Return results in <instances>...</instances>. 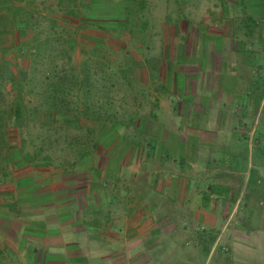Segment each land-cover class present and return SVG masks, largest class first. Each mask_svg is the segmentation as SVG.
<instances>
[{
    "label": "rangeland",
    "instance_id": "374dc122",
    "mask_svg": "<svg viewBox=\"0 0 264 264\" xmlns=\"http://www.w3.org/2000/svg\"><path fill=\"white\" fill-rule=\"evenodd\" d=\"M57 2L0 0V64L15 79L1 106L17 90L24 106L21 126L10 125L11 173L0 177L1 264H238L232 246L212 247L217 230L205 218L220 212L219 198L239 197V218L264 225V0H82L78 18ZM202 61L215 67L205 87L219 99L204 117L231 135L190 144L185 158L207 179L191 172L175 186L174 130L205 125L196 112L182 118L176 96L205 78L194 69ZM64 64L77 79H64ZM71 84L92 110L108 101L101 116L119 121L52 116ZM41 138L58 150L54 163L24 156Z\"/></svg>",
    "mask_w": 264,
    "mask_h": 264
},
{
    "label": "crops",
    "instance_id": "0c3cea01",
    "mask_svg": "<svg viewBox=\"0 0 264 264\" xmlns=\"http://www.w3.org/2000/svg\"><path fill=\"white\" fill-rule=\"evenodd\" d=\"M75 1H77V3L80 6L81 5L83 6V4H81L82 0H75ZM132 13L133 11L127 8V11L124 12V15L131 16ZM195 33H196L195 38L202 39L205 41V44L207 43V40L209 38L208 33H205L203 36L197 34V31H195ZM219 38L221 40L224 38V36L222 35ZM203 53H204L203 54L204 57L206 58L209 54V50L206 49L205 52ZM202 62H203L202 65L196 64L194 69L204 72L203 77L205 76L209 77L212 71L211 69L215 67H211V64H208L210 62L208 63L207 62L204 63V61ZM221 68L226 69L229 68V66L226 64V66L222 65ZM207 74L209 75L207 76ZM206 77L205 78L202 77L200 78L198 76L195 77L193 79L194 82L192 81L195 84L194 85L192 84L191 86H187V91L185 92L181 91V93L178 94V96H176L180 106L186 107L185 110L183 108H181V110L179 109L182 118H188L187 115H189L190 112H196L197 115L196 117H202L203 120H201V123L204 122L205 125L202 126L200 130L196 131L193 129L192 124L189 122L188 128L182 130L177 127L174 130V135H176V137L174 138V146H173V149L175 151L174 159L179 157V159L183 160V162L177 163V161L173 159L172 167L174 168V170H172V176L168 177L172 179L167 178L168 180L167 183L171 184L172 182L173 184H175V186L181 184V182L179 181L184 179V177H186L188 173L191 174V172L193 174H198V175L202 174L201 177L207 179L208 170L206 168L203 167V169L198 170V165L196 162H191L190 160L188 161L185 158L186 156L189 157L187 151L190 150L189 149L190 144L193 150L192 144H196L198 147L200 145L209 146L210 144L213 143V141L216 142L219 138L223 139L224 134L229 133L231 135V132H229V130H226L228 129V127L226 128L223 127L224 131H221L222 129L220 128H219L220 131H216L215 129L216 127H214V125L220 127L224 124V123L223 124L220 123L222 120L221 118L210 119L208 117L207 118L204 117L207 111L209 112L211 111L213 113H217L219 111L217 109V106L212 105L213 103L217 104L219 102V99L209 98V93L205 87V84H208L205 82V80H207ZM188 88L190 89L189 91ZM184 115H186L187 117ZM182 135H186L187 137L183 138ZM221 169L222 172L226 174V176L223 175V177L229 180L228 182L226 179L227 183H223V187L224 188L229 187L233 189L236 186V184H234L235 181L228 175L233 173L230 171L226 172L223 169V166H221ZM197 194L200 195L201 193L197 192ZM216 202H217L216 208L220 212L217 213V215L212 218L211 215L209 216V218H205V220H208L207 222L211 224L210 229L217 230V233L215 234V237L212 240V247L213 248L218 247L220 244H228L232 246L233 252L235 254L234 258L236 259L235 262H238V264H264V225L263 226L260 225L258 227L253 226L251 224L246 225L243 217L239 218V214L242 212L240 206L241 201L239 197L236 199L233 198L228 201L225 200L223 197H221ZM243 214H245V212H243ZM218 216L219 219L217 218ZM235 217L238 218L236 222L233 224L232 220ZM148 229L149 228L144 229V231L142 232L144 234L143 236L140 235L143 237L140 238L139 240L142 245H144L145 241L146 242L148 241V238L153 236L152 233H150L149 235L148 234L145 235ZM127 231L129 232L130 228L127 227ZM153 232H156V230H154ZM154 240L157 241L158 243L160 239H154ZM125 241L126 242L124 245H127V242L131 244L133 239L132 238L126 239ZM67 262L68 260L66 257V263Z\"/></svg>",
    "mask_w": 264,
    "mask_h": 264
},
{
    "label": "trees",
    "instance_id": "16d2710c",
    "mask_svg": "<svg viewBox=\"0 0 264 264\" xmlns=\"http://www.w3.org/2000/svg\"><path fill=\"white\" fill-rule=\"evenodd\" d=\"M67 2L72 4V9L63 8ZM57 6H59V9L62 11L63 14H66L72 18H78L80 15V11L78 10L79 7L77 5V1L75 0H59ZM66 59L68 62H71V57L67 56ZM2 63L4 62L2 61ZM65 65L66 64H64V79L66 78L68 79V77H70L72 81L77 79L78 77L75 74H71V76H69L71 72L70 70H67L65 68ZM4 73L5 72L2 69V66L0 64V171H1L0 177H2V179L7 177V175L11 173L9 172L10 170H8L9 163H10L9 157L11 155L12 146H13L11 138H10V125L19 124V126H21V123L23 122V117H24L23 102H22V99L19 98L20 94H18V92L19 91L21 92V90L16 91L13 87H11V89H9V92L12 93L15 90L16 91L15 95L17 97V100L16 101L14 100L12 107L9 108L8 110L3 109L1 106V102L4 96V89H7L6 83H9V82H11L12 84L15 83V79L13 76H11L10 80L8 81L6 80ZM84 83H85V80H83L82 85H84ZM54 90L57 91V88H54ZM85 90L88 92L90 91L88 87H86ZM86 91H85V94L88 95ZM82 96H84L82 87L76 86V84H73V85L71 84L70 86H64V100H62L60 103L54 101L53 103L54 111L52 112V116H54L55 114L54 112H62V113L64 112V117H65L66 113L75 111L76 113L80 115L89 117L88 116L89 112L92 111V114H90V117H89L90 120L92 119L93 121H97V122H101L106 119H107L106 121H111V119L114 122L119 121L116 114L114 116V120H113V114L111 115V119L104 118L103 116H101L100 112L108 111L109 109H111L110 108L111 106H109L108 101L105 102L104 104L100 103L98 105V108L93 109L95 110L93 111L91 109V106L83 100ZM91 115H94V118ZM49 142H50L49 139L47 141L46 138H41V145L39 147V150L34 152L33 157L30 156L29 154H24V156L27 157L28 159L38 160L39 154L42 152L43 161L49 164L54 163L53 161L55 159V154L58 153V150H55L52 146L46 148ZM4 256H5V250L0 246V264L2 263V260L4 259Z\"/></svg>",
    "mask_w": 264,
    "mask_h": 264
}]
</instances>
